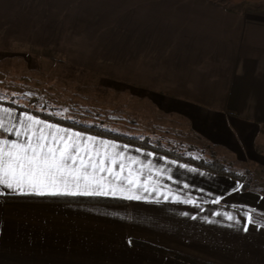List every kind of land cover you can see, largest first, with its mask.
Segmentation results:
<instances>
[{
    "label": "crops",
    "instance_id": "1",
    "mask_svg": "<svg viewBox=\"0 0 264 264\" xmlns=\"http://www.w3.org/2000/svg\"><path fill=\"white\" fill-rule=\"evenodd\" d=\"M42 35L46 48L70 56L69 67L92 69L141 100L183 114L209 146L224 149L232 162L254 164L259 174L241 190L226 176L92 136L143 165L151 161L140 181L150 177L160 194L107 197L125 202L104 205L0 186V264H190L132 241L212 264H264V0H0V56L9 40L36 45ZM25 114L0 104L6 127ZM4 139L17 137L0 128ZM188 199L195 203L182 202Z\"/></svg>",
    "mask_w": 264,
    "mask_h": 264
},
{
    "label": "rangeland",
    "instance_id": "2",
    "mask_svg": "<svg viewBox=\"0 0 264 264\" xmlns=\"http://www.w3.org/2000/svg\"><path fill=\"white\" fill-rule=\"evenodd\" d=\"M17 39L9 40L5 55L0 56V96L8 101L145 139L151 145L173 148L185 157L216 159L229 169L251 175L250 185L257 182L259 173L254 164L232 162L224 149L209 146L190 130L191 120L183 114L174 115L158 104L141 100L122 85L92 73V69L69 67L70 56L57 48H46L45 35L36 45L27 42L26 37L24 42ZM75 59L71 56V60ZM198 123L192 119V125ZM138 243L142 242L132 241L136 248L151 251Z\"/></svg>",
    "mask_w": 264,
    "mask_h": 264
},
{
    "label": "snow or ice",
    "instance_id": "3",
    "mask_svg": "<svg viewBox=\"0 0 264 264\" xmlns=\"http://www.w3.org/2000/svg\"><path fill=\"white\" fill-rule=\"evenodd\" d=\"M3 111L8 112L7 109ZM0 128L7 133L14 132L17 137L16 140H0V186L14 193L121 196L127 200L146 199L138 192L160 194L155 184L150 186V177L143 183L140 181L143 168L151 171V161L143 165L137 157L118 151L116 144L83 136L27 114L22 116L18 125L12 127H6L3 118H0ZM138 164L142 165L141 168L134 170L132 165ZM126 169L127 175H124ZM168 198V194H165L164 199ZM173 199L179 201L180 197ZM182 202L195 203L191 199ZM226 216L228 220H233L231 214ZM248 222H252L250 216ZM247 230L245 226L244 231Z\"/></svg>",
    "mask_w": 264,
    "mask_h": 264
},
{
    "label": "trees",
    "instance_id": "4",
    "mask_svg": "<svg viewBox=\"0 0 264 264\" xmlns=\"http://www.w3.org/2000/svg\"><path fill=\"white\" fill-rule=\"evenodd\" d=\"M1 105L8 106L10 108H13L15 110L21 111L23 113H26L28 115H32L33 117L43 120L48 123L64 126L67 128H70L72 130L88 134L95 137H101L105 139L110 140H116L123 142L125 144L140 147L142 149L152 151L154 153H158L160 155L166 156L170 159H173L175 161L182 162L184 164H188L190 166L202 169L208 173H212L214 175H221L226 176L234 181H237L240 183V189L246 190L249 187L251 177L248 175H244L241 173H238L232 169L227 168L223 163L217 161L216 159H196L192 157H185L180 153H177L175 149L173 148H163L160 144H154L151 145L149 142H147L145 139H139L137 137L128 136L122 133H117L110 131L108 129L99 127L97 125H83L80 123H77L73 120H68L65 118H62L60 116H56L54 114H50L48 112H45L43 110H36L32 107H23L21 105H18L16 103L10 102V101H1ZM11 198H20V197H9ZM53 200H65V201H74L79 203H87V204H120L122 203L121 200L115 199V198H107V197H55ZM141 247L146 248L151 251H155L159 254L169 255L176 259L182 260L184 262L190 263V264H212L206 261H201L199 259L186 256L183 253H179L176 251L164 249L155 245H151L148 243H138Z\"/></svg>",
    "mask_w": 264,
    "mask_h": 264
}]
</instances>
